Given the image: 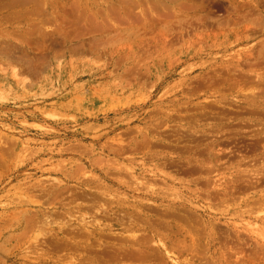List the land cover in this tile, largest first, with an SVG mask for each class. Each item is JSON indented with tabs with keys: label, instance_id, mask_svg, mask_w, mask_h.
<instances>
[{
	"label": "rangeland",
	"instance_id": "1",
	"mask_svg": "<svg viewBox=\"0 0 264 264\" xmlns=\"http://www.w3.org/2000/svg\"><path fill=\"white\" fill-rule=\"evenodd\" d=\"M19 1L0 264H264V0Z\"/></svg>",
	"mask_w": 264,
	"mask_h": 264
},
{
	"label": "bare ground",
	"instance_id": "2",
	"mask_svg": "<svg viewBox=\"0 0 264 264\" xmlns=\"http://www.w3.org/2000/svg\"><path fill=\"white\" fill-rule=\"evenodd\" d=\"M24 1H27V0H24ZM24 1H19V2H24ZM261 212H262V210H261ZM173 219H175V218H173ZM185 222H186V221H185ZM187 226H188V225H187ZM191 227H192V226H191ZM135 238H136V237H135ZM133 239H134V238H133ZM146 242H147V241H146ZM146 242H144V244H145ZM184 242H185V241H184ZM135 243H136V242H135ZM137 243H138V242H137ZM146 244H147V243H146ZM191 244H192V243H191ZM141 245H142V244H141ZM141 245H140V246H141ZM162 246H165V245H162ZM194 246H195V245H194ZM196 246H197V245H196ZM166 249H167V247H165V250H166ZM168 251H169V250H168ZM157 253H158V252H157ZM168 253H169V252H168ZM197 253H198V252H197ZM166 254H167V253H166ZM158 255H159V254H158ZM169 255H170L171 259H173V262L175 261V262L178 263V260H176V258H175V259L173 258V256H172L173 254H169ZM174 255H175V254H174ZM212 261H213V260H212ZM212 261H211V262H212ZM161 262H162V261H161ZM204 263H205V262H204ZM209 263H210V262H209Z\"/></svg>",
	"mask_w": 264,
	"mask_h": 264
}]
</instances>
